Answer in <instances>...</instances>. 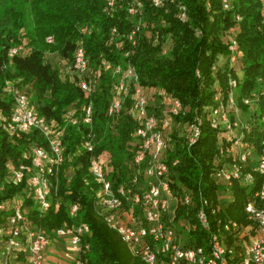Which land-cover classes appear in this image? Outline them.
Masks as SVG:
<instances>
[{
  "label": "trees",
  "instance_id": "obj_1",
  "mask_svg": "<svg viewBox=\"0 0 264 264\" xmlns=\"http://www.w3.org/2000/svg\"><path fill=\"white\" fill-rule=\"evenodd\" d=\"M131 1L112 0V6L106 8L107 0H29L33 26L25 32L22 10L14 3L4 7L0 22V115L8 118L11 109L10 97L2 92L6 81H17L20 86L29 87L38 114L46 121L54 122L55 127L64 126L61 120L64 110L90 103L91 127L97 138L93 155L107 154L112 169L108 177L115 180V185L120 184L129 174L132 156L129 135L135 123L125 114L128 101L113 118L107 117L106 111L113 81L110 68L128 64L134 69L138 85L151 93L149 104L154 102L153 107H147L149 113L157 116L161 111L158 92L175 98L187 109L183 117L174 120L173 151L167 154L165 163L172 173L171 194L176 197L181 191L192 194L189 207H176V219L187 220L194 229L192 243L201 245L204 233L194 219L200 199L208 203L205 212L212 231H215L214 221L218 218L244 226L247 224L244 208L264 184V173L253 171L249 184L232 181L221 209L215 210L214 215L209 213L210 209H216L219 189L223 187L211 178L217 155V133L208 126L207 110L201 113L212 104L215 93L226 95L229 76L237 81L239 110L246 111L239 99L254 92L257 102L253 115L255 119L264 115L263 6L259 0H228V8L224 10L222 0H162L161 6L155 8L147 1L137 0L139 11L132 17L127 14ZM180 8L184 9V22L177 17ZM137 25L131 45L127 36ZM82 27L87 29V34L80 32ZM112 29L117 34L114 39ZM46 37L52 38V44L45 43ZM229 39H234L237 44L236 62L232 67L227 64ZM76 41L82 43L88 72L100 70L88 95L68 79L66 67L71 63ZM165 44L167 47L163 50ZM19 45H24L27 53L9 59L8 50ZM45 53L56 54L65 61L63 76L43 60ZM221 60L222 67H216ZM103 63L109 67L103 69ZM237 64L238 73L235 71ZM212 66L215 71L210 70ZM258 79L261 83H257ZM198 116L202 117L199 136L187 148L176 136L183 131V123H193ZM84 134L80 124L64 128L62 143L65 151L58 171L57 195L50 198V207L43 216L26 199L24 206L28 210V220L47 234L63 225L85 224L88 234L81 239V244H86L88 250L81 255L83 264H141L129 255L116 234L95 213L92 192L95 185L87 173L88 154L72 156ZM263 137L264 125L255 121L245 131L243 140L257 148ZM31 144L45 147L44 140L35 130L7 136L0 127V202L18 193L25 194L23 182L5 184L4 179L7 165L25 164L21 154ZM172 161H176L174 166H171ZM55 198L58 199L56 209L53 207ZM72 204L78 207L74 217L69 216ZM3 224L0 214V226ZM229 241L227 237L226 244ZM12 259L24 264L23 254Z\"/></svg>",
  "mask_w": 264,
  "mask_h": 264
},
{
  "label": "built area",
  "instance_id": "obj_2",
  "mask_svg": "<svg viewBox=\"0 0 264 264\" xmlns=\"http://www.w3.org/2000/svg\"><path fill=\"white\" fill-rule=\"evenodd\" d=\"M143 1L155 8L162 4V0ZM259 1L264 11V0ZM112 3V0H107L106 8ZM221 4L224 10L228 8V0H222ZM139 7L137 0H132L127 9L128 16L133 17ZM177 17L181 22L186 20L183 8L179 9ZM137 30L138 25L127 36L131 45ZM80 32L88 33L85 27ZM111 34L112 39L117 37L113 29ZM45 43L52 44V38L46 37ZM23 47L10 48L7 57L25 55L27 51ZM236 48L235 40L229 39L228 67L236 62ZM102 65L103 69L109 67L107 63ZM66 68L69 81L88 95L99 78L100 70L88 72L81 41L75 42L71 63ZM110 69L113 81L106 115L110 118L117 116L128 101L125 114L135 123L129 135L132 151L129 174L125 181L116 185L115 180L108 177L112 169L108 165L107 154L93 155L97 138L91 127L90 103L64 110L61 115L64 126L55 127L54 122L46 121L38 114L31 95L22 90L24 87L17 81L4 83L2 92L10 97L11 109L8 118L0 115L1 129L7 136L35 130L44 140L45 147L31 144L21 154L25 164L6 166L4 183L19 185L23 182L26 189L25 194L18 193L0 202V214L4 219L0 226V264H9L18 254L24 255V264H54L48 256L53 239L56 242L61 240L72 255L71 264H83L81 255L88 250L86 244H81V239L88 234L85 224L63 225L47 234L29 222L28 210L24 206V201L29 199L40 216L47 212L50 198L57 195L58 171L64 160L63 130L79 124L85 134L81 135L72 156L88 154L87 173L95 185L92 190L95 213L116 234L131 257L141 264H264V184L244 208L247 221L244 226L218 218L214 221L215 231H212L205 212L208 203L200 199L194 219L204 233V240L201 245H194V229L186 219H176L175 214L178 205L189 207L192 204V194L189 191H181L178 197L171 194L172 173L165 163L167 154L173 151L171 132L176 126L174 120L183 117L187 109L175 98L158 92L161 111L157 116L149 113L146 94L150 91L138 85L134 69L128 64L115 65ZM210 70L215 71V66ZM257 83L261 81L258 79ZM236 87L237 81L227 76L226 95L215 93L212 104L201 112L207 110L208 126L217 133V155L211 178L221 185L220 188L223 187L219 189L216 209L209 210L211 215L226 201L227 188L232 181L249 184L251 171L264 173V137L259 140L257 148L243 140L245 131L251 126L250 118L254 117L257 94L252 92L239 99V103L246 107L242 112L236 103ZM247 111L251 112L243 123L236 118V113ZM201 119L198 116L193 123H183V131L176 136L187 148L199 136ZM255 121L264 125V115ZM175 164L176 161L171 162V166ZM57 201V198L53 201L54 209L58 206ZM77 209L76 204L70 205L69 216L74 217ZM227 237L230 239L228 244Z\"/></svg>",
  "mask_w": 264,
  "mask_h": 264
},
{
  "label": "rangeland",
  "instance_id": "obj_3",
  "mask_svg": "<svg viewBox=\"0 0 264 264\" xmlns=\"http://www.w3.org/2000/svg\"><path fill=\"white\" fill-rule=\"evenodd\" d=\"M11 3H14V6L17 5L18 8L20 10H22L23 23H24L23 32L29 31L30 29H32L33 20H32V13H31V11L29 10V7H28L29 0H0V22H2V20H3V12L2 11H3L4 7L10 6ZM166 47H167V44L164 45V49L163 50H165ZM23 48H25L26 51H28V49L26 47H23ZM24 54H25V52H24ZM43 60L46 63H48L52 68L57 69L58 72L60 73V76H63L65 74V72H64V70H65V61L61 60L58 55L45 53L44 56H43ZM222 65H223V61L221 60L219 66H216V67H222ZM235 71L238 73L239 64L236 65ZM22 90L26 94H28V96H29V94L31 95V93L29 91V87H24V88H22ZM155 95L153 94V96H155ZM146 97H147V100H148V103H149V99L151 101V93L148 92L146 94ZM153 102L154 101H152L151 104H148V105L153 107L152 106ZM251 111H247V112H245L243 114L242 113L241 114L236 113V118L243 123L247 119V115ZM254 120H255V117H251L250 118L249 122L251 123L252 126L254 125ZM258 124H259V122H258ZM53 243L56 244V241H54V239H53ZM53 251L57 252L61 256V258H59V260L65 261L67 264H71L72 255L68 252V250L66 249V247L64 245L63 246L56 245V247H53ZM49 254L52 255L51 253H49ZM9 264H20V263H18L15 260L12 259V260H10Z\"/></svg>",
  "mask_w": 264,
  "mask_h": 264
},
{
  "label": "crops",
  "instance_id": "obj_4",
  "mask_svg": "<svg viewBox=\"0 0 264 264\" xmlns=\"http://www.w3.org/2000/svg\"><path fill=\"white\" fill-rule=\"evenodd\" d=\"M56 245L63 246L61 243V240H59V239H58V242H56V244H54V243L50 244L49 250H48V254L49 253L52 254V255H50V254L48 255L50 261H52L54 264H67L65 261L59 260V258H61V256L57 252L53 251V247H56Z\"/></svg>",
  "mask_w": 264,
  "mask_h": 264
}]
</instances>
